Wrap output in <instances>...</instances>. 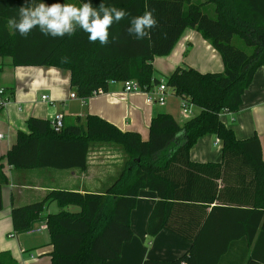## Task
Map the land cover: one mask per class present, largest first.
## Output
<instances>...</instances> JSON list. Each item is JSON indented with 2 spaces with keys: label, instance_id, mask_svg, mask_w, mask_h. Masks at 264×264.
Returning <instances> with one entry per match:
<instances>
[{
  "label": "trees",
  "instance_id": "16d2710c",
  "mask_svg": "<svg viewBox=\"0 0 264 264\" xmlns=\"http://www.w3.org/2000/svg\"><path fill=\"white\" fill-rule=\"evenodd\" d=\"M59 1L44 0L47 5ZM75 1L77 5L80 2ZM90 2L98 7L101 0ZM102 2L125 9L131 16L150 10L157 23L138 40L128 33L125 18L109 28V43L103 46L98 41L89 42L81 30L52 38L34 28L23 37L12 29L9 19L26 0H0V56H9L13 66L68 71L70 87L85 100L93 90L106 92L110 80L135 79L144 90L159 85L153 58L168 55L182 32L191 28L218 52L223 69L202 73L178 66L166 76V87L198 110L183 122L168 112L155 113L146 139L95 114L63 123L58 132L49 119L29 117L27 130L17 132L5 155L13 168L85 171L88 153L95 144L117 148L123 159L117 176L102 192L58 188L41 200L12 206V233L28 232L41 221L52 246V264H106L118 259L122 244L132 238L130 213L140 190L145 189L156 198L146 220L147 235L164 231L188 241L189 247L176 258H145L142 264H235L237 255L245 264H264L256 250L264 238L260 142L255 135L239 139L221 118L225 111H238L242 94L255 71L264 65V0ZM207 5L213 7L214 17L203 11ZM234 36L250 50L236 47ZM7 95L10 99L11 93ZM206 134L220 141L218 161L197 162L190 157V149ZM6 183L0 159V188ZM53 202L59 211L43 217ZM70 206L78 209L68 210ZM230 216L236 217L231 224H239L243 233H228ZM237 245L241 250H234ZM0 264L20 263L9 251H1Z\"/></svg>",
  "mask_w": 264,
  "mask_h": 264
},
{
  "label": "crops",
  "instance_id": "0c3cea01",
  "mask_svg": "<svg viewBox=\"0 0 264 264\" xmlns=\"http://www.w3.org/2000/svg\"><path fill=\"white\" fill-rule=\"evenodd\" d=\"M65 3H76V1L65 0ZM152 65L156 74L158 71H163L162 67H166L168 75L178 66H190L202 73L220 72L223 69L218 52L202 38L199 32L191 28H186L182 32L168 55L155 56ZM0 87L5 89V95L11 93L9 103L0 109L2 135L0 159L7 176V183L0 188L1 236L3 233L10 235L12 232L10 218L12 206L41 200L48 191L58 188L80 192L104 191L117 176L123 155L111 145L95 144L93 150L91 148L88 153L85 171L49 167L16 169L9 166L5 158L6 152L15 141L17 132L27 130L26 120L29 117L50 120L56 113H62L64 124L73 123L75 119H71L73 116L68 117L69 111H65L64 107L78 98L69 97L74 91L70 87L68 71L46 66H13L9 56H0ZM42 94L47 95L51 103L42 101L40 98ZM180 102L179 96L168 92L163 105L150 103L146 100L144 92L127 93L122 90L121 84L115 83L110 84L103 94L90 96L84 101L80 99L78 113L82 114H78L77 117L95 114L123 130H135L140 134L144 127L149 126L150 118L155 113L163 112L162 108H165L164 112L170 113L177 121L183 122L185 119L180 112ZM197 110L195 108L194 112L196 113ZM221 118L239 139L255 135L260 142L264 161V65L255 71L252 82L242 94L238 111L224 113ZM147 136L148 132L145 137H141L146 139ZM215 144H217L216 149L221 151L220 141L214 135L201 136L190 150L191 159L197 162L218 161L220 156L212 153ZM155 200L153 192L140 190L136 207L130 213L132 238L122 244L119 258L107 261L106 264H142L145 258L169 260L187 250L188 241L167 232L162 231L155 236L147 235L146 220ZM77 209L75 206L68 207L71 211ZM58 211L57 205L53 202L48 205L42 216ZM234 218L236 217H227V223L231 225L227 227L230 230L228 233H243L242 227L237 224L238 219L235 222L236 226L231 224ZM42 224L40 221L36 225ZM44 229L47 233L46 228ZM258 234L259 228L255 232V235ZM49 248L50 253L52 246L50 245ZM21 250L28 254L29 259L35 258V254L26 247L22 246ZM234 250L239 251L241 247L237 245ZM256 250L259 259L264 260V238L257 245ZM1 251H9L15 259V252L11 247H3ZM238 257L237 255L235 264L246 263L239 261Z\"/></svg>",
  "mask_w": 264,
  "mask_h": 264
},
{
  "label": "clouds",
  "instance_id": "9594fccd",
  "mask_svg": "<svg viewBox=\"0 0 264 264\" xmlns=\"http://www.w3.org/2000/svg\"><path fill=\"white\" fill-rule=\"evenodd\" d=\"M125 18H128V33L138 40L157 23L150 10L131 16L125 9L106 6L102 0L98 7H93L90 0H80L78 5L65 2L47 5L44 0H26V4L18 8L17 15L9 19V24L23 37L34 28L52 38L72 36L81 30L87 34L89 42L98 41L103 46L109 43V28Z\"/></svg>",
  "mask_w": 264,
  "mask_h": 264
},
{
  "label": "rangeland",
  "instance_id": "374dc122",
  "mask_svg": "<svg viewBox=\"0 0 264 264\" xmlns=\"http://www.w3.org/2000/svg\"><path fill=\"white\" fill-rule=\"evenodd\" d=\"M201 0H192L194 3H199ZM203 11L207 13L210 17L215 16L214 9L211 5H207L203 8ZM232 43L245 51H249L250 49L244 44V41L239 38L238 36H234L232 39ZM163 71H158L156 76L160 79L165 80V76L168 75V69L166 67H162ZM167 92H171V89L168 88ZM78 98V97H76ZM65 111H69L68 114H70L68 117L73 116L71 119H76L79 109H80V99H76L74 101H71L64 107ZM163 112L165 108L161 109ZM81 120H83V117H81ZM148 132V127H144L143 130L140 131V135L142 137H145ZM218 144V143H217ZM217 144L213 147L212 153L215 155L220 156V150L216 149ZM95 147L92 146V150ZM191 150V149H190ZM217 156V157H218ZM76 208V207H75ZM39 225H34L31 230L28 232H20V233H10V235H7L6 233H3L0 236V252L1 248L3 247H11L14 249L15 252V259H17V262L20 264H52L51 257H50V245L47 244L48 240V233L45 232V229L39 228ZM24 246L28 250H31L35 254V258L29 259L27 257V253L21 250V247Z\"/></svg>",
  "mask_w": 264,
  "mask_h": 264
},
{
  "label": "built area",
  "instance_id": "2783aa9c",
  "mask_svg": "<svg viewBox=\"0 0 264 264\" xmlns=\"http://www.w3.org/2000/svg\"><path fill=\"white\" fill-rule=\"evenodd\" d=\"M110 84H115V83H119L122 86V90L124 92L130 93V92H144L145 94V98L148 102L150 103H158L159 105H163L165 103L166 100V96H167V87L165 85L164 80L160 81V84L153 87L151 90H144L140 87V85L138 84L137 80L135 79H127L124 81H116V80H110L109 82ZM104 93V92H103ZM101 91L97 92V90H93L91 93V96L93 95H99V94H103ZM70 98H76L77 95L75 94V92H71L69 94ZM41 100L44 102H50V99L47 95L42 94L40 96ZM82 101H84V99L80 98ZM10 99L7 95H5V89L3 87H0V109L6 107V105L9 103ZM194 110L195 107L193 105V103H191L188 99L185 98H181V102H180V112L182 117L186 120L189 119L191 116L194 115ZM231 113L229 111H225L224 113ZM223 113V114H224ZM63 114L62 113H56L54 116L51 117L50 119V123L52 128L54 129V131L58 132L60 131V129L63 127ZM0 137H2V135L0 134ZM40 228H45V226L42 224L40 225ZM184 264V263H182Z\"/></svg>",
  "mask_w": 264,
  "mask_h": 264
}]
</instances>
